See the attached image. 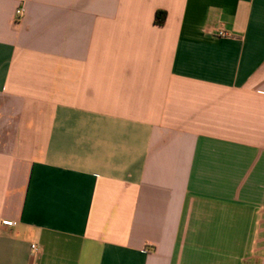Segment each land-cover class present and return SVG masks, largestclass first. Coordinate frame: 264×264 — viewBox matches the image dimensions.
Masks as SVG:
<instances>
[{
  "label": "crops",
  "instance_id": "crops-1",
  "mask_svg": "<svg viewBox=\"0 0 264 264\" xmlns=\"http://www.w3.org/2000/svg\"><path fill=\"white\" fill-rule=\"evenodd\" d=\"M0 264H264V0H0Z\"/></svg>",
  "mask_w": 264,
  "mask_h": 264
},
{
  "label": "built area",
  "instance_id": "built-area-1",
  "mask_svg": "<svg viewBox=\"0 0 264 264\" xmlns=\"http://www.w3.org/2000/svg\"><path fill=\"white\" fill-rule=\"evenodd\" d=\"M23 13V10L20 8L17 10V15H21ZM217 34L218 35H221V36H226L228 35V33L224 30V28L222 26H220L218 29H217ZM2 224L4 225H7V226H13L16 224V221L14 220H10V219H5L2 221ZM32 247L34 249L37 248L36 244H33Z\"/></svg>",
  "mask_w": 264,
  "mask_h": 264
},
{
  "label": "trees",
  "instance_id": "trees-1",
  "mask_svg": "<svg viewBox=\"0 0 264 264\" xmlns=\"http://www.w3.org/2000/svg\"><path fill=\"white\" fill-rule=\"evenodd\" d=\"M166 11L164 10H157L155 13V23L159 25H163L166 20Z\"/></svg>",
  "mask_w": 264,
  "mask_h": 264
}]
</instances>
